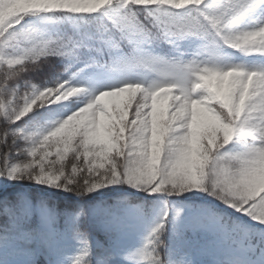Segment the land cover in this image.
<instances>
[{
	"label": "snow or ice",
	"instance_id": "6c2138e0",
	"mask_svg": "<svg viewBox=\"0 0 264 264\" xmlns=\"http://www.w3.org/2000/svg\"><path fill=\"white\" fill-rule=\"evenodd\" d=\"M257 11L264 17V0H0V264H93L90 233L112 237L131 224L130 204L61 210L15 185L80 198L112 185L150 196L197 190L264 226V18L246 22ZM57 13L82 23L55 37L20 27ZM51 57L69 78L38 83L31 73ZM77 65L140 69L147 79L89 95L73 82ZM81 94L89 98L73 99ZM62 102L71 110L51 126L12 127ZM234 140L241 149L225 150ZM180 215L166 208L124 259L176 264L164 234ZM205 228L190 223L178 235ZM238 244L242 253L264 248V232ZM74 246L82 247L69 258ZM98 247L95 264H120V253Z\"/></svg>",
	"mask_w": 264,
	"mask_h": 264
},
{
	"label": "rangeland",
	"instance_id": "374dc122",
	"mask_svg": "<svg viewBox=\"0 0 264 264\" xmlns=\"http://www.w3.org/2000/svg\"><path fill=\"white\" fill-rule=\"evenodd\" d=\"M262 18L264 17L257 11L256 14L249 16L246 22L251 24ZM63 20L68 21L73 19H70L66 14L63 19L56 18L53 14H49L48 16L41 15L29 17L22 28H32L50 36L51 31ZM186 47L188 46L186 45ZM230 54L231 57L237 61L246 60L252 62L255 59L253 57H242L239 53ZM125 78L147 79V74L140 69L134 70L131 73L113 72L108 69H86L79 72L73 82L79 86L85 87L90 95L91 93H98L106 87L121 83ZM89 95L81 94L80 97L73 99L87 100ZM65 103L70 104L71 102H62L59 105L51 106L52 109H55L54 115L37 117V113L34 112L30 117H26L24 121L19 122V125H13L12 127L22 126L25 127L26 130H36L37 128L51 126L53 121L62 119L71 110L70 108L64 107ZM38 111L43 113L45 110L39 109ZM32 117H37L39 119L38 125L32 121ZM241 147L242 145L239 147L228 145L225 150L239 151ZM14 187L15 190L32 193L34 198L42 196L41 193L36 194L30 191L28 185H15ZM33 187L36 188L38 185H33ZM127 187V185H112L101 188L94 192V200L90 201L91 203L87 207V210L92 212L96 209L102 211L104 208L110 207L117 202L130 204L132 206L128 209V214L131 218L130 226L124 227L112 237H105L103 233H97L95 231L90 233L89 243L94 259L101 253V248L98 247L99 241L108 244L111 251L121 254L120 264H137L136 261H128L125 260L124 257L144 247L151 229L167 208L170 219L174 217L176 210H179L181 214L174 223H169L167 225V231L164 234L166 242L169 245V258L176 261V264H190L193 259L196 261V264H232V261L236 259L242 260V264H264V248L260 252L254 250L242 253L239 247L238 242L245 236V233H249L247 227L242 228L239 236L231 237L220 228L218 212L207 206L196 203L195 200L202 199L203 201H208L214 198L206 192L193 190L179 196H165L160 194L150 196L146 192ZM49 190L60 192L53 189ZM104 190L110 191V194H106ZM130 191L143 194L144 198H146L149 203L148 212L144 209V200L134 202L129 199ZM61 193L65 194L66 192ZM223 205L229 208L225 204ZM137 208L140 210L138 211ZM229 209L244 217L249 223L264 228V226L258 225L256 222L252 221L251 218L236 212L234 209ZM190 223H201L205 225L206 228L194 233L191 232L190 236L186 234L181 238L178 232L183 231V225ZM75 247L80 250L82 246ZM69 252L70 249L68 250V253ZM74 256L75 255L71 256L69 254V258Z\"/></svg>",
	"mask_w": 264,
	"mask_h": 264
},
{
	"label": "trees",
	"instance_id": "16d2710c",
	"mask_svg": "<svg viewBox=\"0 0 264 264\" xmlns=\"http://www.w3.org/2000/svg\"><path fill=\"white\" fill-rule=\"evenodd\" d=\"M77 22H78V24L82 23V21H80V20H77ZM23 23H24V21L22 22V25H23ZM68 29H69V27L66 24L61 25L59 27V29L56 31L55 36L64 35L65 31ZM165 49L167 51V48H165ZM49 59L51 61V63L49 65H45L38 72L31 73V76L34 80H36L39 83L48 80V81H51V83H52V81L56 80L57 77H59L60 79L69 77L68 73L62 74L64 61H62L58 57H51ZM82 67H84V66L83 65H77L76 66V68H82ZM76 68H74L72 71H76ZM28 186H29V189L34 193H37L38 190H41L43 192L42 197L47 198L49 203L56 204L61 210L65 209V208L70 209V210H74L78 206H83L87 210L88 201L86 200V198L91 197V194H92V193H90L88 196L80 198V197L73 195L71 193H68L66 195V194H61V192L46 191L47 189L42 188L40 186H38L36 188L33 187V185H28ZM10 188H12V187H10ZM216 200L220 204H223L218 199H216ZM210 204L214 209L221 212L220 220H221V225L223 228H226L227 230H229V232L231 234L237 232L240 229V225L243 222V220L240 217H238L236 214L231 213L229 210H226V209H223V208H220V207L214 205L213 203H210ZM251 230H252V233L262 232L260 229L253 227V226L251 227ZM93 264H94V261H93Z\"/></svg>",
	"mask_w": 264,
	"mask_h": 264
},
{
	"label": "bare ground",
	"instance_id": "6f19581e",
	"mask_svg": "<svg viewBox=\"0 0 264 264\" xmlns=\"http://www.w3.org/2000/svg\"><path fill=\"white\" fill-rule=\"evenodd\" d=\"M78 252H79V249L77 248V247H72L71 249H70V252H69V254L72 256V255H76V254H78Z\"/></svg>",
	"mask_w": 264,
	"mask_h": 264
}]
</instances>
